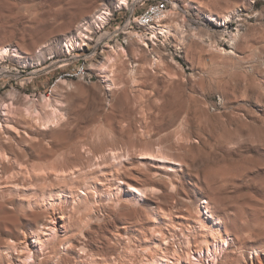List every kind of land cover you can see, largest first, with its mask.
<instances>
[{
    "label": "rangeland",
    "instance_id": "rangeland-1",
    "mask_svg": "<svg viewBox=\"0 0 264 264\" xmlns=\"http://www.w3.org/2000/svg\"><path fill=\"white\" fill-rule=\"evenodd\" d=\"M130 1L67 53L61 39L112 0H0V47L24 57L0 60V103L53 90L62 113L44 129L0 110V264H264V0H170L151 50L130 14L133 30L110 34ZM107 46L127 52L110 90ZM61 62L86 73L58 78ZM157 152L170 161L147 157Z\"/></svg>",
    "mask_w": 264,
    "mask_h": 264
},
{
    "label": "bare ground",
    "instance_id": "bare-ground-1",
    "mask_svg": "<svg viewBox=\"0 0 264 264\" xmlns=\"http://www.w3.org/2000/svg\"><path fill=\"white\" fill-rule=\"evenodd\" d=\"M128 1H130V0H112V3L110 2V3L107 4V7L102 6L101 8H99L89 18H87L86 21H84L82 25H79L78 29L73 34H69V35L63 37L61 39V41L64 42V43L63 44L61 43V45H60V47H58V49L59 48L62 49L64 47V49L67 51V53H70V51H73L75 47L85 46L84 43H86V41L91 42L93 37L92 36H91L92 38L88 37V34L90 33V30L91 29H93L94 31L96 30L94 32V34L97 33L98 30L101 28L100 26L104 27V25H106L108 23L109 18L112 15L111 14V10L114 12V11H116L118 9H123V8L128 7V5H129ZM134 1L136 2L137 0H134ZM57 2H58V0H57ZM133 2H132V4H133ZM21 7L23 8L24 6H21ZM22 8H21V10H23L25 7L23 9ZM148 8H151L152 11L151 12H146V10H145L142 14H138L137 16H134L135 10H134V12L130 13V17H132V18L134 17V21L137 23V25L139 27H144L140 31H138L136 33H133V36L135 37V39L138 42V44L141 43L140 45H144V49H148L149 48L148 43H151L153 46L154 45L157 46V44H156L157 36L158 35H161V36L166 35V33L168 32V27L164 26L160 22H158V18H160L161 20H164L166 18V16H167V13L170 14V11L166 12L167 5H163L162 3L152 4ZM24 10H26V8ZM144 17H145V19H151V23L149 21H147V20H144ZM208 20H210V21L215 20L216 21V19L213 16H208ZM128 35L132 39L133 36L130 35V34H128ZM149 36H150V38H149ZM124 43H126V41ZM106 48H107V50H105L104 52L108 51V53H107V55L104 56V61L100 65L101 66L100 71L103 74L101 76H102V80H103L102 82L105 83V85H104V88L106 87L105 90H110L112 82L109 79V76H110L109 75V69H110L111 66H113L112 64L116 62L115 61V60H117L116 58H118V57L119 58H121V57L123 58V56L127 57V52H126V50L124 48H119V47L114 48V47H110V46L108 47L107 46V47H105V49ZM6 57H11V58H14V59H17V60L24 58L22 55H20V51H19V49L17 47H15V46L14 47L13 46H2V47H0V60H4ZM31 58L32 59H28L27 58L26 60L29 61L30 63L34 64V62H37L39 59H41V58L44 59L46 57L44 56V52H42V50H40L39 54L36 53ZM31 61H33V62H31ZM157 63H159V58L152 57V65H156ZM31 67H32V65H31ZM130 73H131V71H130ZM82 74L83 73L77 72V76H81ZM69 75L70 74H65V76H69ZM61 77H63V76H61ZM133 80L135 81V78ZM133 80H132V82H133ZM52 91H51L50 96L42 97V98H40V100H35V99L31 100L29 98L27 100V103L23 107H21V109L18 108L19 105L15 106L14 100L17 99V97H18L17 94L12 92V91H9L5 95V101L0 103L1 115H2L3 118L7 117V119H8V117H9L8 114L10 115V113H12L14 115L15 112L18 113V111H19V113L21 112L22 114H24L25 118H26V116L31 118L32 121L35 124H37L38 126L44 128V129L45 128H50L51 126H55V125H57L59 123V121L61 119V116H62L61 115L62 113H61V109H60V104L61 103L58 102L57 100H53L54 98L52 99V95H53ZM7 119H4V120H7ZM0 127H2V122H0ZM110 154H111L110 156L113 155V158L117 157L116 156L117 154L114 153V152H111ZM108 156H109V154H108ZM147 157L148 158L149 157L158 158V159H161L162 161H170L168 158L164 157L163 155L158 154V152L157 153H152V154L149 153V156H147ZM70 172H71V170L69 171V173ZM61 174L59 176L66 177V171L63 170V172ZM72 175H73V172H72ZM131 180H133V178ZM134 182H136V181H134ZM122 183L125 185L126 188H128V193L133 196L134 200H138L139 197H147V195L145 194V191L141 188V186L135 185V183L132 184V183H129V182H122ZM137 183H138V181L136 182V184ZM80 194L85 195V193L83 191H81ZM194 195H196V194L194 193ZM201 204L203 205V206H201V208L205 209L207 202L205 200H203L200 203V205ZM202 217H203V220H204L205 219V215L204 216L202 215ZM47 229H48V233L45 232L44 235L48 236V237L46 236L47 240H48L49 237L51 238V237H53L55 235V230L51 226H48ZM41 232H44V231L41 230ZM227 240H228L227 238L222 239L221 245L227 244ZM82 248H83V246H82ZM83 249H85V247ZM206 250H207V256L206 257L207 258H212L211 260H214L215 256H216V252L219 251L220 248L218 247L217 244H213V249H212L211 245L207 244L206 245ZM255 250L256 249L254 248L253 251L255 252ZM255 253H257V252H255ZM28 258L30 259V256ZM162 261H163V259H162ZM163 263H165V261ZM158 264H159V262H158ZM160 264H162V263H160ZM193 264H203V262H201L200 259L196 258L195 261L193 262Z\"/></svg>",
    "mask_w": 264,
    "mask_h": 264
},
{
    "label": "built area",
    "instance_id": "built-area-1",
    "mask_svg": "<svg viewBox=\"0 0 264 264\" xmlns=\"http://www.w3.org/2000/svg\"><path fill=\"white\" fill-rule=\"evenodd\" d=\"M148 1H156V3H162L163 5H167L169 6L170 4V0H138L134 3V5H131L130 8H128L125 12H124V22L122 25H117L114 29H113V33H110L112 35H119V36H125V32L127 30H133L131 28V26L128 23V15L132 12H134V10H136L137 8H146V12H151V8H148ZM122 17V16H121ZM122 19V18H121ZM151 23V19H145ZM158 22H160L161 24L164 23V20H161L160 18H158ZM135 30H140V29H135ZM159 38V37H158ZM104 40V37L100 36V40L98 43H96V46L102 45V41ZM129 43V41H128ZM128 44H125L124 46H127ZM142 47L144 48V45H142ZM153 47H151L152 49ZM151 49H146V50H151ZM60 62V61H59ZM68 63H59L58 64V69H60L59 71V77L60 78V74L63 72H80V73H86L85 69H84V64L80 67V68H76V70L74 69H70Z\"/></svg>",
    "mask_w": 264,
    "mask_h": 264
}]
</instances>
